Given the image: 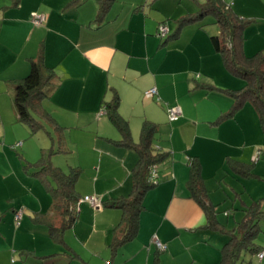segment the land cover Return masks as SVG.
I'll return each instance as SVG.
<instances>
[{
    "label": "crops",
    "instance_id": "1",
    "mask_svg": "<svg viewBox=\"0 0 264 264\" xmlns=\"http://www.w3.org/2000/svg\"><path fill=\"white\" fill-rule=\"evenodd\" d=\"M159 1L116 0L98 23L101 0H20L19 5L0 0V182L9 188L0 198V264L221 262L228 237L206 227L207 216L189 189L188 163L199 161L211 195L230 174L241 178L236 167L251 164L264 144V130L250 101L238 107L246 81L227 68L211 41L220 35L219 26L209 35L195 25L188 27L189 44L183 42L180 26L168 37L172 40L162 41L159 27L168 21L172 33L178 22L169 23V15L175 16L165 14L161 8L165 0ZM224 1L248 23L245 55L264 54V0ZM35 15H44L45 24L34 26ZM182 15L184 11L178 19ZM41 58L53 79L34 109L46 128L32 134L19 122L13 97L16 83ZM153 88L158 97L145 104L142 99ZM115 92L134 142H140L146 121L155 123L163 141L156 147L168 154L158 165L159 184L143 198L138 230L130 239L124 212L108 204L131 197L132 173L139 159L132 149L116 144L122 135L106 112ZM174 106L181 107L183 116L170 122L167 110ZM137 109L140 115L132 116ZM45 113L62 129L54 133V143ZM42 133L51 147H45ZM18 142L23 145L16 151L23 154L15 155L11 146ZM51 148L60 149L52 158L55 168L80 171L74 186L78 201L71 206L73 221L54 210L51 189L56 182L36 175L35 165ZM56 156L73 161L67 168L59 167L53 163ZM10 182L15 189H10ZM90 196L98 197L103 207L80 203ZM20 211L24 215L17 227L15 216ZM65 224L57 239L50 235V226ZM155 238L167 246L166 251H158ZM259 261L264 264V258Z\"/></svg>",
    "mask_w": 264,
    "mask_h": 264
},
{
    "label": "trees",
    "instance_id": "2",
    "mask_svg": "<svg viewBox=\"0 0 264 264\" xmlns=\"http://www.w3.org/2000/svg\"><path fill=\"white\" fill-rule=\"evenodd\" d=\"M15 5H19L20 0H13ZM82 0H74L80 3ZM116 0H101L100 13L97 22L101 23L106 13ZM200 6L196 18L186 21H200L205 17L212 15L216 19V24L220 28V35L211 38L215 49L220 52L224 58L227 68L236 76L246 81V87L239 91L238 107H241L245 101H250L256 108L260 117L262 128L264 130V54L260 53L254 57H247L244 53V31L248 23L241 20L233 13L231 7L224 0H205ZM165 24V23H164ZM35 26V25H34ZM44 65L43 58L32 63L30 74L15 85L13 103L20 123L28 126L32 134L45 129L44 120H38L34 114V109L45 96L43 88L52 79L53 75L49 73ZM121 98L115 92L113 100L106 105V112L110 122L121 133L122 140L116 144L124 148L132 149L138 155L137 165L132 173L133 192L129 199L108 203L113 208H119L124 212V220L130 226V232L127 239L136 235L139 224V215L143 209L142 201L145 194L155 187L150 183L149 178L154 166H158L168 158L167 153H162L156 147V137L159 134L157 124L146 121L141 132V140L138 144L134 142L130 123L122 117L120 113ZM45 117L51 129L47 130L50 138L54 139V133L61 132V128L50 120V115L45 113ZM261 151V150H260ZM60 152V149L51 148L43 151L42 158L35 166L38 170L36 175L52 178L57 187L51 189L54 195V210L62 215H67L70 221H73V211L71 206L78 198L74 194V186L80 175L78 169H71L65 173L60 168H55L52 164V158ZM264 151H261L260 158ZM258 160L255 161H259ZM256 163V162H254ZM189 189L192 198L200 205L207 216V228L220 231L228 237L227 243L222 249V260L219 264H240L244 262L243 257L246 254L258 255L264 253V250L256 244V239L261 231L260 223L264 220V209L262 207L264 200L253 201L251 206L244 209L242 221L229 229L218 220L217 207L211 201L209 192L202 176V167L197 159H191ZM254 166L238 163L236 169L241 178L249 179ZM105 205V204H104ZM106 206V205H105ZM67 224L61 228L50 226V235L57 239L66 229ZM159 251V250H158ZM161 252V251H160ZM248 264H251L248 263Z\"/></svg>",
    "mask_w": 264,
    "mask_h": 264
},
{
    "label": "rangeland",
    "instance_id": "3",
    "mask_svg": "<svg viewBox=\"0 0 264 264\" xmlns=\"http://www.w3.org/2000/svg\"><path fill=\"white\" fill-rule=\"evenodd\" d=\"M160 2H163V1L160 0L158 3ZM205 2H206L205 0H165V2L161 4L162 5L161 8L165 14L167 15L172 14L171 16L173 15L175 16V17H170L169 15V23L178 22V26L171 33L169 25H168V21H165L164 22L165 26L169 28V32L164 37H162L161 31L159 28V31H158L159 38L162 41H166L168 37L173 36L175 32L177 31V29L181 26L182 27L181 32L182 30H184L183 42L185 44H189L191 38L189 36L190 31L188 30V27L195 25L193 27H196V29H200L206 35H209L208 32L213 33L215 30H217L218 26H216V19L212 15H209L200 21L187 22L186 21L187 19H185V18H191V15H194L197 12H199L200 6L203 5ZM182 11H184V15H182L184 17H182V20H181L178 18H180L179 13ZM169 39L172 40L173 38H169ZM142 101L145 104L149 103L147 102L149 101V99H146V98L145 99L143 98ZM138 111L139 109H137L136 112L135 110L131 111L132 116L134 114L135 117H138V115H140ZM141 111H143V109H141ZM104 119L108 123V125L112 127L109 121L106 118ZM134 122H135V118H134ZM132 124H135V123H132ZM134 126L135 125H133V127ZM134 130H136V127H134ZM42 135L43 136L41 137H44L46 141L45 147L46 148L51 147L50 139L43 133ZM262 136L264 138V132H262ZM134 138L136 141H138L139 139L138 131L136 135L134 136ZM51 141L53 143L55 142L54 140H51ZM155 142L163 143L162 138L159 136L156 137ZM22 145H23L22 142H18L12 145L11 149L14 150L12 153L15 155L23 154L22 153L23 151L21 150L16 151V149L22 147ZM260 150L264 151V144L261 147L257 148L256 153H258ZM13 157L16 158L15 156ZM66 157L67 159L64 158L63 156H56L53 159V163L56 166L67 168L68 164L71 163L73 160L69 158L68 156ZM254 162H256L257 164L255 165ZM260 162L261 163H259V161H255L254 157L250 161L251 165L254 166L252 170V174L254 175L253 177H250L249 179H244V178H239L237 176H234L233 174H230L229 176L225 177V179L222 181V184H221L222 186L220 189H217V190L214 189V191L213 190L211 191L210 196H211V199H213V202L217 207L218 219L224 225H226L229 229L233 228L237 222L242 221L244 217V211H245L244 209H246L247 206H251L253 201L264 200V154ZM9 186L11 187L10 189H15V184L13 182H10ZM8 189L9 188H6L5 185L2 182H0V198H3L7 195L6 191H8ZM262 207L264 209V203ZM260 228H261V231L259 232L258 237L255 242L258 246L261 247V249L264 250V220L260 223ZM243 260L244 262L241 261L240 264H248L250 262L251 264H260L258 255L246 254L243 257Z\"/></svg>",
    "mask_w": 264,
    "mask_h": 264
},
{
    "label": "built area",
    "instance_id": "4",
    "mask_svg": "<svg viewBox=\"0 0 264 264\" xmlns=\"http://www.w3.org/2000/svg\"><path fill=\"white\" fill-rule=\"evenodd\" d=\"M45 22H46V17L44 15H35L32 19V23L35 26H42L45 24ZM159 28H160L162 37H164L169 32V28L167 26H165V24H162ZM157 97H158V91L155 88H153V89H151L145 93L146 99L153 100V99H156ZM158 101H160V100L158 99ZM167 115H168V119L170 122H177L182 118L183 110L179 106L169 107L167 110ZM260 154H261V151H259L256 154L254 160H258L260 158ZM149 181L154 186L159 184L158 166H154V168L150 174ZM81 202L89 203L94 209H101L103 207L100 199L98 197H95V196L85 197L82 200H80V203ZM23 215H24L23 211L16 213L15 221H16L17 227L20 225V223L23 219ZM154 244L156 245V248L161 252H164L167 250V246L164 245L157 238L154 239ZM263 257H264V253L260 254V258L262 259ZM108 264H110V263H108Z\"/></svg>",
    "mask_w": 264,
    "mask_h": 264
}]
</instances>
